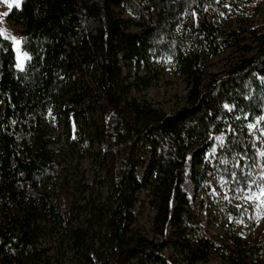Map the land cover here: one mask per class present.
<instances>
[{"label":"trees","instance_id":"1","mask_svg":"<svg viewBox=\"0 0 264 264\" xmlns=\"http://www.w3.org/2000/svg\"><path fill=\"white\" fill-rule=\"evenodd\" d=\"M228 2L233 0H23L7 13L21 28L29 60L24 70L16 69L12 42L0 37V264H28L39 256L42 223L67 235L84 264H177L163 254L167 246L185 264L207 262L216 248L200 234L193 242L186 236L190 213L180 186L188 153L195 151L190 180L201 190L208 180L207 167H200L210 137L224 133L222 160L225 150L239 149L229 126L236 115L252 116L256 99L264 98V34L253 54L222 76L204 71L205 55L232 47L233 33L215 19L227 13ZM121 11L137 22L123 19ZM194 11L201 18L184 42L176 29ZM132 25L135 32L127 30ZM149 54L171 58L185 74V104L170 114L128 96L133 83L121 63ZM65 103V130L73 124L77 137L102 146L108 161L103 166L111 189L99 213L105 230L96 247L86 227H72L68 195L60 193L55 203L47 193L49 185L56 187V175L42 120ZM138 167L144 168L141 181ZM141 190H148L154 210L152 238L135 226L132 213ZM167 225L169 242L159 240ZM237 253L238 264H264V243L238 247Z\"/></svg>","mask_w":264,"mask_h":264},{"label":"rangeland","instance_id":"2","mask_svg":"<svg viewBox=\"0 0 264 264\" xmlns=\"http://www.w3.org/2000/svg\"><path fill=\"white\" fill-rule=\"evenodd\" d=\"M22 1L0 0V29L10 41V37H15L22 42L21 28L6 18L7 13L14 7L19 8ZM226 8L227 13L215 19L218 25L233 33L232 47L203 57L202 65L208 76L220 77L240 57L252 55L258 47V36L264 34V0H233ZM121 16L137 22L128 12L121 11ZM200 18L198 11L184 16L176 29L184 42L191 37L190 26ZM127 30L135 32L137 27L132 25ZM18 47L19 52L24 53L22 43ZM12 48L15 68L21 70L17 67V46L12 43ZM28 60L22 62L23 70ZM121 67L127 83H133L129 98L146 102L166 114L184 106L188 85L182 68L171 58H155L149 54L145 59L123 61ZM68 110L69 105L65 103L60 109L63 112H48L42 120V132L48 141L49 151L54 154L56 175V187L46 186L47 193L55 203L60 193L68 195L75 209L72 227H86L94 235L96 247L98 233L105 230L101 223L104 214L101 216L99 213L106 206L111 189L110 179L104 172L108 161L102 157V146L77 137L73 124L70 123L69 129L65 130L64 114ZM252 112L250 117L236 115L231 122L229 130L240 148L225 150L228 156L223 160L218 148L224 143V133L210 137L211 145L205 150L204 165L200 167H207L208 180L201 190H196L190 180V158L195 151L188 153V170L180 186L187 197L190 213L186 236L193 242L200 234L216 248L210 252L205 264H238V247L249 248L264 243V196L261 195L264 191V98L256 99ZM136 176L139 181L143 179V167L136 169ZM186 178L189 182L187 187ZM149 200L148 190H141L132 213L135 226L152 238L154 210ZM46 225L42 223V230L36 234L35 246L41 253L28 264H84L68 236L58 233L56 228L49 230L55 224ZM171 238L170 226L167 225L164 236L159 240L169 242ZM163 254L172 262L185 264L183 255L170 246L164 249Z\"/></svg>","mask_w":264,"mask_h":264},{"label":"snow or ice","instance_id":"3","mask_svg":"<svg viewBox=\"0 0 264 264\" xmlns=\"http://www.w3.org/2000/svg\"><path fill=\"white\" fill-rule=\"evenodd\" d=\"M5 2H8V0H5ZM11 6H12V4L9 3V7H11ZM0 37L9 38V37L5 36V32L2 29H0ZM10 39H11V42L13 43V45L17 46V61H18L17 67H19L21 70H23V63L22 62L24 60L29 59V57L27 56L26 53H20L19 52L18 46L22 43L21 41H18L15 37H10ZM261 195L264 196V191H262Z\"/></svg>","mask_w":264,"mask_h":264},{"label":"bare ground","instance_id":"4","mask_svg":"<svg viewBox=\"0 0 264 264\" xmlns=\"http://www.w3.org/2000/svg\"><path fill=\"white\" fill-rule=\"evenodd\" d=\"M189 185V182H188V180H187V178H186V187ZM186 189V188H185Z\"/></svg>","mask_w":264,"mask_h":264}]
</instances>
